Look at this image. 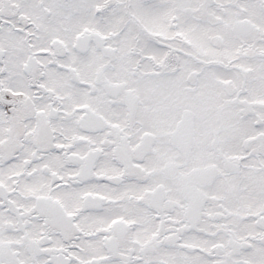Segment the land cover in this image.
Instances as JSON below:
<instances>
[{
    "label": "snow or ice",
    "instance_id": "snow-or-ice-1",
    "mask_svg": "<svg viewBox=\"0 0 264 264\" xmlns=\"http://www.w3.org/2000/svg\"><path fill=\"white\" fill-rule=\"evenodd\" d=\"M0 264H264V0H0Z\"/></svg>",
    "mask_w": 264,
    "mask_h": 264
}]
</instances>
